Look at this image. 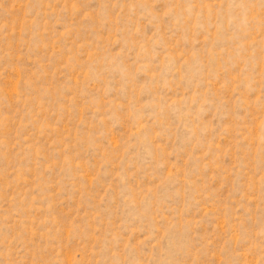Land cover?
<instances>
[{
	"label": "rangeland",
	"instance_id": "obj_1",
	"mask_svg": "<svg viewBox=\"0 0 264 264\" xmlns=\"http://www.w3.org/2000/svg\"><path fill=\"white\" fill-rule=\"evenodd\" d=\"M0 264H264V0H0Z\"/></svg>",
	"mask_w": 264,
	"mask_h": 264
}]
</instances>
